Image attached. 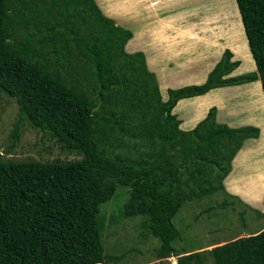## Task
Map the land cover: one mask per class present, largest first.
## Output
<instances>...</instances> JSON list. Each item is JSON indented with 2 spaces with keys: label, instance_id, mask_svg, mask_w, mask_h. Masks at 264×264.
Listing matches in <instances>:
<instances>
[{
  "label": "trees",
  "instance_id": "1",
  "mask_svg": "<svg viewBox=\"0 0 264 264\" xmlns=\"http://www.w3.org/2000/svg\"><path fill=\"white\" fill-rule=\"evenodd\" d=\"M235 1L257 70L230 75L240 61L227 48L203 83L170 88L163 100L143 52L125 50L131 30L95 0H0V90L18 107L6 150L27 124L81 156L42 162L0 153V264H113L98 214L119 189L128 193L121 216H143L142 235L159 241L150 264H173L171 256L177 264H207L208 255L212 264H264V228L210 250L179 252L174 244L181 206L225 190L234 156L260 134L256 126L218 123L215 106L190 130L172 113L182 98L258 78L264 93V0ZM29 24L41 46L33 35L12 38ZM54 42H64L68 58L51 69L42 47L56 50ZM122 145L136 156L115 150Z\"/></svg>",
  "mask_w": 264,
  "mask_h": 264
},
{
  "label": "crops",
  "instance_id": "2",
  "mask_svg": "<svg viewBox=\"0 0 264 264\" xmlns=\"http://www.w3.org/2000/svg\"><path fill=\"white\" fill-rule=\"evenodd\" d=\"M95 1L103 14L112 18L116 25L131 30L132 37L126 42L125 50L130 53L143 52L147 68L156 76L163 100H167L170 88L203 83L225 49L231 50L234 60H239L246 53L241 16V27L236 18L231 16L235 11V0H231V7L228 4L220 5L218 0H202V11L213 13L212 18L205 21L196 6H192L196 0ZM219 16L222 17L219 19ZM246 41L248 43L247 37ZM240 64L231 75H238ZM248 69L256 71V64L253 63ZM233 93L238 96L232 97ZM217 94H220L219 97H214ZM212 106L216 107L215 118L218 123L230 127L252 125L260 129L264 116V93L260 79L217 87L202 95L182 98L173 107L172 113L180 121V129L190 130L206 116ZM247 144L250 151L246 149ZM262 146L264 148V136L261 134L257 138L245 139L232 160L230 172L223 179L227 193L242 198L253 207L258 205L255 203L256 193H264ZM241 153L246 157L238 161ZM237 162L239 166L235 171ZM241 165L243 170L240 169ZM233 172L236 175L235 184L231 182L234 186L230 187L229 178L235 176ZM238 181L245 183L243 190L251 199L243 198L240 190L236 189Z\"/></svg>",
  "mask_w": 264,
  "mask_h": 264
},
{
  "label": "rangeland",
  "instance_id": "3",
  "mask_svg": "<svg viewBox=\"0 0 264 264\" xmlns=\"http://www.w3.org/2000/svg\"><path fill=\"white\" fill-rule=\"evenodd\" d=\"M231 2V0H218L220 5L228 4L230 7L232 5ZM201 3L202 0H196L192 6L194 8L196 6L198 13H201L203 21L210 20L213 13L202 11V8H200ZM235 5L237 6V4ZM235 5V11L231 16L232 18H236V22L240 26V13L238 7L236 8ZM198 15L199 14H197L196 17H198ZM220 17L222 16L218 18L220 19ZM33 26L34 24H29V29H22L21 26L18 27L17 25L18 31L13 32L14 35L12 38L25 39L33 35L35 39L34 44L41 46L36 32L37 28ZM242 29L244 30L243 25ZM244 39L247 50L246 53L239 58L241 64L238 69L241 71L238 75L252 71L248 68H251L252 64L255 63L251 56L245 34ZM54 44H56V50L51 49L50 44H46L48 46L42 47L43 53L50 51L48 55L51 59V69L58 66L56 65L58 57L60 60H67L66 58H68L66 57L68 56L67 51L65 47H63L64 42H54ZM234 59L233 56L232 60ZM218 95L220 94L214 97H219ZM232 95V97L238 96L237 93H233ZM17 113L18 107L15 98L9 97L0 90V153L4 160L71 162L81 158V156L75 152L64 150L54 139L46 136L41 129L27 124L22 127L21 137L16 146L11 151H7L6 149L9 142L8 136ZM260 126V134L264 136V116ZM248 148L249 147L246 149ZM139 149L142 148L139 147ZM115 150L121 151L124 155L130 154L133 157L137 154L136 149L127 148L124 145ZM244 157L246 156L241 153L238 161H243ZM237 163L238 165L235 171L238 170L239 162ZM240 169L243 170L242 165ZM233 174L235 175V172H233ZM202 177H207V175H203ZM235 178L236 175L230 176V187L234 186ZM231 182L234 184L232 185ZM244 184L245 183L242 181H238L235 186L237 190H240L239 192L243 198H249L248 194L243 190ZM225 187L224 185V188ZM225 190L219 189L212 194L189 200L181 206L179 212L174 217V223L182 232L181 238L174 242L179 252L185 250H210L216 245L223 244L241 236L257 233L264 228V193L261 195L256 193L257 200L255 203L258 205H256L257 207H253L243 201L242 198L234 195L232 196ZM127 197V191L119 189L114 198L100 206L98 216L104 222L101 237L105 252L115 258L113 264H150L158 261L155 252L159 245L158 239L152 235H142V221L144 217L141 215L123 217L120 214ZM168 260H170L171 263L175 262L176 257L171 256ZM206 263L212 264V258L209 255Z\"/></svg>",
  "mask_w": 264,
  "mask_h": 264
},
{
  "label": "water",
  "instance_id": "4",
  "mask_svg": "<svg viewBox=\"0 0 264 264\" xmlns=\"http://www.w3.org/2000/svg\"><path fill=\"white\" fill-rule=\"evenodd\" d=\"M101 101L99 100L98 104L94 107V109H98L100 106Z\"/></svg>",
  "mask_w": 264,
  "mask_h": 264
},
{
  "label": "built area",
  "instance_id": "5",
  "mask_svg": "<svg viewBox=\"0 0 264 264\" xmlns=\"http://www.w3.org/2000/svg\"><path fill=\"white\" fill-rule=\"evenodd\" d=\"M173 264H177V263H176V261H175V262H173Z\"/></svg>",
  "mask_w": 264,
  "mask_h": 264
},
{
  "label": "bare ground",
  "instance_id": "6",
  "mask_svg": "<svg viewBox=\"0 0 264 264\" xmlns=\"http://www.w3.org/2000/svg\"><path fill=\"white\" fill-rule=\"evenodd\" d=\"M247 147H248V145H247ZM250 151V150H249Z\"/></svg>",
  "mask_w": 264,
  "mask_h": 264
}]
</instances>
